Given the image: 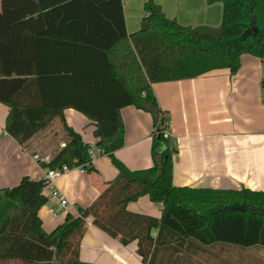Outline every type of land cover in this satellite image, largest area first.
I'll list each match as a JSON object with an SVG mask.
<instances>
[{"label":"trees","instance_id":"obj_1","mask_svg":"<svg viewBox=\"0 0 264 264\" xmlns=\"http://www.w3.org/2000/svg\"><path fill=\"white\" fill-rule=\"evenodd\" d=\"M40 1L1 0L0 103L8 107L4 129L26 146L58 119L65 143L41 166L91 172L92 146L63 115L65 108H74L94 123V146L111 159L117 174L90 204L77 205V214L67 213L49 233L38 216L49 200L43 178L25 176L17 185L1 188L0 264H88L79 258L88 218L122 244L135 241L136 253L146 264H195L198 258L211 264H240L230 249L226 256L219 254V243L204 245L194 236L206 232L218 214L263 218L256 237L255 226L245 227L249 236L244 240L255 238V245L264 249V189L172 184L176 147L164 134V112L151 90L154 82L220 68L235 72L244 53L264 61V0H207L222 3L216 27L181 25L166 17L154 0H145L140 29L118 36L106 48L43 34L52 9H42ZM261 86L264 90V75ZM126 105L152 114L150 167L129 169L113 156L123 145L119 111ZM143 195L193 215L201 225L181 233L157 216L129 211L127 204Z\"/></svg>","mask_w":264,"mask_h":264},{"label":"crops","instance_id":"obj_2","mask_svg":"<svg viewBox=\"0 0 264 264\" xmlns=\"http://www.w3.org/2000/svg\"><path fill=\"white\" fill-rule=\"evenodd\" d=\"M144 1L41 0L42 9H52L49 27L43 34L106 48L118 36L140 29ZM154 1L166 17L181 25L216 27L221 23L220 1ZM263 75L264 61L244 53L235 72L220 68L192 78L151 84L164 112V133L176 147L171 178L174 186L264 189ZM7 112L8 107L0 103V189L17 185L25 176L42 179L47 168L41 162L48 161L66 140L65 130L55 119L47 129L34 135L28 145H21L4 129ZM119 112L124 129L123 145L113 156L129 169L150 167L152 114L134 105L123 106ZM63 115L66 123L94 149L95 169L91 172L79 167L66 169L53 180V186L68 201L66 208L50 198V186L44 188L49 200L39 208L38 216L48 233L63 222L67 213L76 215L77 205L90 204L117 174L111 159L94 146V123L71 107L65 108ZM127 209L157 216L181 233L196 231L201 225L193 215L172 206L164 207L151 201L148 195L130 201ZM262 223L263 218L258 216L248 218L237 212L218 214L206 232H196L194 236L204 245L219 243V254L226 256V249L255 245V238L244 240L249 236L245 227L255 226L256 237ZM79 258L88 264H146L136 253L135 241L122 244L118 237L95 226L91 218L87 219L80 239ZM198 260L201 264H211L202 258Z\"/></svg>","mask_w":264,"mask_h":264},{"label":"rangeland","instance_id":"obj_3","mask_svg":"<svg viewBox=\"0 0 264 264\" xmlns=\"http://www.w3.org/2000/svg\"><path fill=\"white\" fill-rule=\"evenodd\" d=\"M167 125L169 124V120H167ZM167 127V126H166ZM257 247V248H255ZM250 248V249H249ZM258 247L257 245L253 246H248V247H233L230 252L233 254L234 259L237 261V263L240 264H264V249ZM245 249H248L246 253L244 254ZM246 258H245V256ZM231 260V258H230ZM230 260H227L228 262H231ZM1 264H20V263H15V262H3ZM195 264H201V263H195ZM202 264H205L202 262Z\"/></svg>","mask_w":264,"mask_h":264},{"label":"built area","instance_id":"obj_4","mask_svg":"<svg viewBox=\"0 0 264 264\" xmlns=\"http://www.w3.org/2000/svg\"><path fill=\"white\" fill-rule=\"evenodd\" d=\"M165 134V133H164ZM166 136V134H165ZM93 148H90V153L91 156L93 158L94 154H93ZM35 159L38 158L37 155L33 156ZM66 168L64 167L62 170L61 169H48L45 171V173L43 174V179L45 180V182L47 183V186H50L51 191H50V198L54 199L55 202L63 208L68 207V201L67 199L64 197V195L53 186V180L59 176L63 171H65ZM52 210V209H51ZM53 212H55V210H52Z\"/></svg>","mask_w":264,"mask_h":264}]
</instances>
